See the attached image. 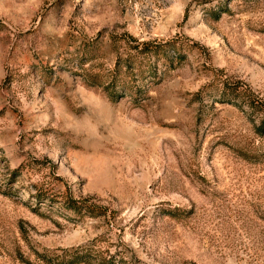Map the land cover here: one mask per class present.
I'll use <instances>...</instances> for the list:
<instances>
[{"label": "rangeland", "instance_id": "obj_1", "mask_svg": "<svg viewBox=\"0 0 264 264\" xmlns=\"http://www.w3.org/2000/svg\"><path fill=\"white\" fill-rule=\"evenodd\" d=\"M75 258L264 264V0H0V264Z\"/></svg>", "mask_w": 264, "mask_h": 264}, {"label": "trees", "instance_id": "obj_2", "mask_svg": "<svg viewBox=\"0 0 264 264\" xmlns=\"http://www.w3.org/2000/svg\"><path fill=\"white\" fill-rule=\"evenodd\" d=\"M168 44H171V41H154L149 39H143V40H136L133 44H129V48L133 49L132 53L129 55L128 60V70L132 74L133 80L129 83L128 82V89L133 88L136 92H141L144 94L147 91V86L151 82L152 79L156 77V67L157 65H152L151 63V56L153 54L159 55L158 57L165 56V58L169 57V60L172 61L174 57H181L179 53L174 51V47H172L173 53L170 52V48L167 47ZM136 54V56H135ZM138 56H141L140 59H136ZM164 54V55H163ZM168 55V56H166ZM138 79L142 80L144 79L145 82H136ZM98 83V82H94ZM121 88H123V84L120 85ZM105 88L108 90V93L110 96L113 97V99H118L121 97L120 94H118V89L115 84H107ZM230 92L235 94L236 90L234 88L230 89ZM140 94L136 97L137 100L142 99L143 97H139ZM231 101V100H230ZM249 103H253L251 100L248 99ZM70 207H75L74 204H70ZM78 259L75 258L74 260H71V262H68V264H73Z\"/></svg>", "mask_w": 264, "mask_h": 264}]
</instances>
